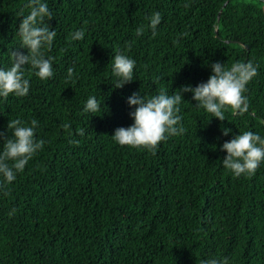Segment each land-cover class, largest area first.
Listing matches in <instances>:
<instances>
[{
	"label": "trees",
	"instance_id": "16d2710c",
	"mask_svg": "<svg viewBox=\"0 0 264 264\" xmlns=\"http://www.w3.org/2000/svg\"><path fill=\"white\" fill-rule=\"evenodd\" d=\"M47 3L45 23L57 33L44 50L53 75L41 80L26 67L28 94L0 98V133L11 135L10 120L36 119L35 135L45 141L0 191V264H201L210 255L264 264V163L235 177L219 147L239 131L264 136V0ZM26 4L0 0V67L11 65L19 46ZM153 12L161 14L155 36L147 27ZM79 28L84 39L71 40ZM117 52L136 60L135 80L114 89L110 61ZM249 60L257 73L243 93L247 112L227 108L221 121L184 93L183 134L155 152L112 140L117 127L132 123L133 92L171 94L206 81L213 61ZM89 95L100 104L94 114L82 112ZM223 127L232 131L225 136Z\"/></svg>",
	"mask_w": 264,
	"mask_h": 264
},
{
	"label": "clouds",
	"instance_id": "9594fccd",
	"mask_svg": "<svg viewBox=\"0 0 264 264\" xmlns=\"http://www.w3.org/2000/svg\"><path fill=\"white\" fill-rule=\"evenodd\" d=\"M26 7L30 10L22 14V20L16 29L19 35V46L10 52L11 65L0 67V98L7 99L9 95L23 97L28 94L30 80L25 76L26 67L41 80L53 75L52 57L46 56L44 50L51 48L57 35L55 28L45 23V18H51L47 0H27ZM147 27L153 36L161 23V14L153 12L148 18ZM136 35H141L143 26L135 29ZM85 37L83 28L76 29L70 35L71 40H82ZM130 47V45H129ZM20 49H26L21 51ZM111 85L114 89L122 88L134 81L136 60L117 52L111 58ZM257 67L252 61L235 62L230 66L219 61L210 64V74L206 81L195 86L182 85L178 91L166 93L161 90L150 98L140 91L127 97L131 108L129 116L132 123L114 130L112 140L121 146L144 147L155 152L157 145L169 136L181 135L185 132L180 113V103L184 93H191L195 106L203 108L212 117L225 120L224 112L231 108L234 112L245 113L248 110L247 97L243 95L247 83L256 75ZM74 74L72 67L67 68L65 79L71 80ZM100 104L95 95H89L83 104L82 112L94 114ZM38 121L30 123L20 119L10 120L7 130L11 135L0 133V191L6 192L8 185L15 181L17 174L22 172L28 161L42 149L45 141L36 137ZM65 130L70 124L62 123ZM232 130L222 128V134L227 136ZM79 136L85 135V129L75 130ZM69 135L71 132L69 131ZM220 149L226 152L221 160L223 167L235 177L252 175L264 163V136L257 132L245 130L233 134L225 140ZM14 211V210H12ZM11 215V212L9 213ZM201 264H231L229 257L210 255Z\"/></svg>",
	"mask_w": 264,
	"mask_h": 264
}]
</instances>
